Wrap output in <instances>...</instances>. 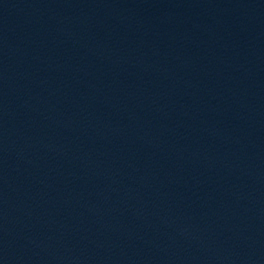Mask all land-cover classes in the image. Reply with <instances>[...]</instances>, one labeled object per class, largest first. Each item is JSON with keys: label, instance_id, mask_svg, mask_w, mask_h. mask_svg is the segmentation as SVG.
Returning <instances> with one entry per match:
<instances>
[{"label": "water", "instance_id": "1", "mask_svg": "<svg viewBox=\"0 0 264 264\" xmlns=\"http://www.w3.org/2000/svg\"><path fill=\"white\" fill-rule=\"evenodd\" d=\"M0 264H264V0H0Z\"/></svg>", "mask_w": 264, "mask_h": 264}]
</instances>
